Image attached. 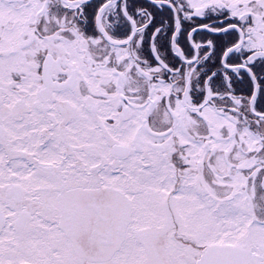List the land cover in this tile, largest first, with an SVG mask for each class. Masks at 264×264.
<instances>
[{
	"label": "snow or ice",
	"instance_id": "obj_1",
	"mask_svg": "<svg viewBox=\"0 0 264 264\" xmlns=\"http://www.w3.org/2000/svg\"><path fill=\"white\" fill-rule=\"evenodd\" d=\"M0 264H264V0H0Z\"/></svg>",
	"mask_w": 264,
	"mask_h": 264
}]
</instances>
